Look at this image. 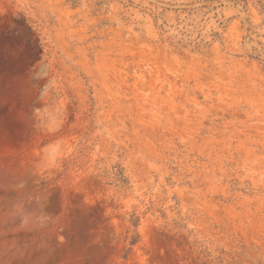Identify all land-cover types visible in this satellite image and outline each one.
Segmentation results:
<instances>
[{
    "label": "rangeland",
    "instance_id": "obj_1",
    "mask_svg": "<svg viewBox=\"0 0 264 264\" xmlns=\"http://www.w3.org/2000/svg\"><path fill=\"white\" fill-rule=\"evenodd\" d=\"M0 264H264V0H0Z\"/></svg>",
    "mask_w": 264,
    "mask_h": 264
}]
</instances>
